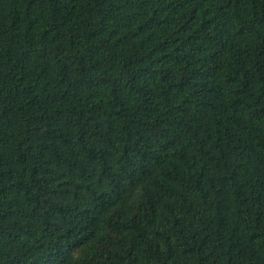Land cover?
Here are the masks:
<instances>
[{
	"label": "trees",
	"instance_id": "1",
	"mask_svg": "<svg viewBox=\"0 0 264 264\" xmlns=\"http://www.w3.org/2000/svg\"><path fill=\"white\" fill-rule=\"evenodd\" d=\"M0 264H264V0H0Z\"/></svg>",
	"mask_w": 264,
	"mask_h": 264
}]
</instances>
